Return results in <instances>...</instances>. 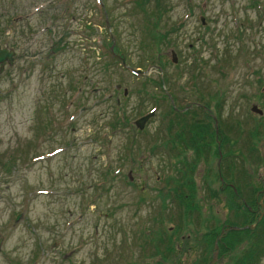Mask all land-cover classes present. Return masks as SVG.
Masks as SVG:
<instances>
[{
    "label": "rangeland",
    "instance_id": "1",
    "mask_svg": "<svg viewBox=\"0 0 264 264\" xmlns=\"http://www.w3.org/2000/svg\"><path fill=\"white\" fill-rule=\"evenodd\" d=\"M0 44L15 51L0 64V264H155L145 236L176 227L159 194L168 158L179 161L162 141L172 103L195 101L210 125L197 121L201 144L185 150L202 193L208 177L225 187L218 170L233 161L258 175L264 131L245 132L264 125L251 112L264 111V0H0ZM223 194L202 197L206 225L213 206L221 231L247 218ZM194 227L166 264H204L212 228ZM222 241L214 264H229Z\"/></svg>",
    "mask_w": 264,
    "mask_h": 264
},
{
    "label": "trees",
    "instance_id": "2",
    "mask_svg": "<svg viewBox=\"0 0 264 264\" xmlns=\"http://www.w3.org/2000/svg\"><path fill=\"white\" fill-rule=\"evenodd\" d=\"M157 30L159 31V28ZM165 97L169 98V95ZM173 99L176 101L175 98ZM186 103H188V105H181L180 107L175 104H171L170 112L166 117L168 121L166 126V137H168L166 138L167 142L165 144L169 145L167 148L171 157H177L179 161H182V164L179 161L178 164H174V167L172 168L174 174L167 175L165 178L166 186L163 188L160 187L159 189V194L163 200V204H161V206L163 210L169 214L167 218L170 221H176V227L173 229L172 233L166 232L162 235V233L159 232L158 235H154L152 242L158 254L161 255V258L156 261L155 264H166L177 255V246L179 239L182 236V232L186 231V228L188 227L195 228L194 224H196L199 229L205 227L207 228L208 226L212 228L208 230L209 232L203 235L204 238L201 237L205 242V250L203 249L204 255L202 260L204 261V264H207L209 262L208 259L211 256L215 237L219 234V231H221V228L224 225V223L221 224L222 221L217 218L215 211H212L211 218L210 216L208 217L209 219L207 221L210 220L208 222V226L206 225L207 222L204 220L202 197L207 198V200H215L216 192H218L220 196L225 195L222 190H215L213 184L210 183L209 186L211 187L212 193L211 198L209 194L207 196L205 192L202 193L201 189L199 190L198 188L197 180H195L194 174L195 166L190 162L189 157L185 154V150L187 147H199L201 144L200 140L197 141V139H195L194 135V130L197 128V121L203 123V126L208 129L210 128V125L207 127L205 120H199L198 110H196V112L194 111L195 101L191 100ZM174 130L176 133H179L177 137L172 134V132H175ZM179 138L182 139V141ZM207 149L208 148L206 146L205 150ZM227 151L231 153L230 149ZM232 167L233 169L237 168L235 161H233ZM192 174L194 178L191 176ZM211 182H213V180H211ZM230 182H233L234 184L237 183L236 179L231 180ZM226 197L230 198V205L232 206L231 210L233 214L237 216L238 220L241 219L242 214L247 217L245 219V223L241 221L239 224H235V226L243 228L254 223V219H250L246 215L248 209L244 207L238 194H236L233 190H230V193L227 194ZM163 210L161 209L162 213ZM163 219L164 217L161 216L156 218V221L159 222ZM260 225H264V220ZM263 232H261V234ZM244 234L248 235V237L244 236ZM226 239H231V241L228 243ZM198 241H200V238H198ZM221 243L225 249L229 250L227 251L230 255L229 264H258L259 261L264 258V233L263 235H259L256 231L251 229L232 231L227 237L223 238ZM142 264L149 263L145 262Z\"/></svg>",
    "mask_w": 264,
    "mask_h": 264
},
{
    "label": "flooded vegetation",
    "instance_id": "3",
    "mask_svg": "<svg viewBox=\"0 0 264 264\" xmlns=\"http://www.w3.org/2000/svg\"><path fill=\"white\" fill-rule=\"evenodd\" d=\"M264 152V151H263ZM245 163H247L246 160H243ZM263 168H264V157L261 158V167L258 166V175L256 173V175L251 174L252 170H249V167L247 168V175H244V172L242 171V177H240V182L239 185L242 188V192L241 194H243V196H250L251 194H253L254 196L257 197V208H255V210H252L254 212V215L257 216L259 218V216L264 213V208H261V200L264 197V172H263ZM256 171V170H255ZM227 172H229V168L227 169ZM258 184H260V186H258ZM230 185L227 183L225 187H230ZM260 204V205H259ZM264 216V214H263Z\"/></svg>",
    "mask_w": 264,
    "mask_h": 264
},
{
    "label": "water",
    "instance_id": "4",
    "mask_svg": "<svg viewBox=\"0 0 264 264\" xmlns=\"http://www.w3.org/2000/svg\"><path fill=\"white\" fill-rule=\"evenodd\" d=\"M14 60H15V51L14 50H9L7 48H2L1 45H0V64L2 63H5L7 61H9L10 64H13L14 63ZM3 68V67H2ZM252 110L254 112H258L260 114H262V111L258 108V106H254L252 108ZM153 115L150 114L149 116L147 117H144L142 118L141 120L137 121V125L139 126L140 129H143L144 127V124L149 120V118ZM250 229H254V226H248ZM240 228L238 227H230V228H227L226 230L222 231V233L217 237V240L215 242V252H214V255H213V259L212 261L210 262V264H214L217 260H216V256H217V252L219 250V246H218V242L222 239V237L232 231V230H239Z\"/></svg>",
    "mask_w": 264,
    "mask_h": 264
}]
</instances>
